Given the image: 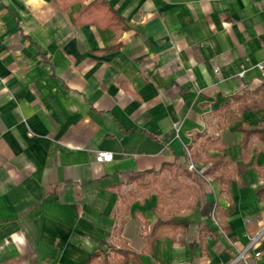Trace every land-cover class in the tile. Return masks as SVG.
Wrapping results in <instances>:
<instances>
[{
	"label": "crops",
	"instance_id": "crops-1",
	"mask_svg": "<svg viewBox=\"0 0 264 264\" xmlns=\"http://www.w3.org/2000/svg\"><path fill=\"white\" fill-rule=\"evenodd\" d=\"M91 1L62 11L0 0V264H86L119 249V193L138 173L167 179L166 164L194 171L189 207L171 218L182 225L149 253L143 223L150 233L157 197L132 203L127 264H264V139L243 144L240 131L264 127V107L216 128L233 95L264 85V0H105L126 23L119 32L74 24ZM210 134L205 156L230 165L203 176L211 164L190 148Z\"/></svg>",
	"mask_w": 264,
	"mask_h": 264
},
{
	"label": "trees",
	"instance_id": "trees-1",
	"mask_svg": "<svg viewBox=\"0 0 264 264\" xmlns=\"http://www.w3.org/2000/svg\"><path fill=\"white\" fill-rule=\"evenodd\" d=\"M79 1L81 3L88 0H55L59 9L67 11L71 2ZM74 24L88 25L97 23L104 28H110L114 31H126L127 26L124 19L117 16L105 0H93L87 5H82L80 11L74 16ZM117 47H112L107 51H114ZM264 107V85L260 86L254 91H243L240 94L233 95L225 105L221 108L217 115L216 128H226L229 124L241 119V116L247 112H256ZM244 139L243 144H246L248 138L252 135L258 134L261 139H264V127L247 130L241 129ZM201 139V141H200ZM199 140V142H198ZM218 139L213 134L206 135L203 138L198 135L195 138V147L190 148V158L192 162L201 161L205 158L206 163L211 166L203 172V176H213L215 171L221 167L230 165L226 157H210L205 156L210 147H216ZM173 167V168H172ZM161 171H167L169 177L164 180L160 177L158 172H143L135 174L131 179L132 187L126 192L119 193V206L117 208L116 223L113 231L116 243L119 249L114 246H105L104 249L93 252L88 258L86 264H127L135 256L127 246L126 242L121 238V230L123 225L127 222L129 208L132 203L140 201L151 195L157 197V204L153 211L159 216L156 223L152 227L150 233L147 232V224L143 223V235L147 243V251L151 253L152 246L156 240L162 238H173L176 229L182 224L171 219L174 215L179 214L189 207V198L192 195L191 187L187 181L195 182L194 171H187L177 168L174 165L166 164ZM247 169L245 166L241 167V171ZM258 173L264 179V173L258 169ZM219 183L220 187L226 185V182L220 176L214 177ZM224 190V189H223ZM264 193V189L261 191ZM218 207L212 204H206L202 208L203 215L213 214L217 219ZM225 216V214H224ZM223 233L226 227L222 224V220H217ZM208 230L202 229V232Z\"/></svg>",
	"mask_w": 264,
	"mask_h": 264
},
{
	"label": "built area",
	"instance_id": "built-area-1",
	"mask_svg": "<svg viewBox=\"0 0 264 264\" xmlns=\"http://www.w3.org/2000/svg\"><path fill=\"white\" fill-rule=\"evenodd\" d=\"M257 69L264 75V60L261 62V63H259L258 65H257ZM244 75V71L243 72H240L239 74H238V76L239 77H242ZM112 154L111 153H108V152H99V153H97L96 154V156H95V161L97 162V163H107V162H111V160H112ZM191 170H193V166L192 165H190V167H189ZM212 219H213V221H214V218L212 217ZM255 242H256V239H253V240H251L250 241V244L248 245V248L247 249H250V248H252L253 246H254V244H255ZM259 256V254H255V257H258ZM242 258V255H240L234 262H233V264L234 263H236L237 261H239L240 259Z\"/></svg>",
	"mask_w": 264,
	"mask_h": 264
},
{
	"label": "rangeland",
	"instance_id": "rangeland-1",
	"mask_svg": "<svg viewBox=\"0 0 264 264\" xmlns=\"http://www.w3.org/2000/svg\"><path fill=\"white\" fill-rule=\"evenodd\" d=\"M164 180H166V179L164 178Z\"/></svg>",
	"mask_w": 264,
	"mask_h": 264
}]
</instances>
